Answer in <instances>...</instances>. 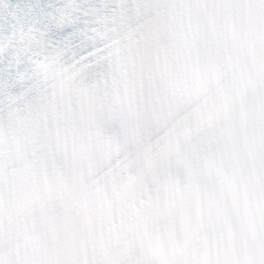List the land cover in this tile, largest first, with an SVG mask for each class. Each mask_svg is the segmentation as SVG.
Listing matches in <instances>:
<instances>
[{"label": "snow or ice", "instance_id": "1", "mask_svg": "<svg viewBox=\"0 0 264 264\" xmlns=\"http://www.w3.org/2000/svg\"><path fill=\"white\" fill-rule=\"evenodd\" d=\"M0 264H264V0H0Z\"/></svg>", "mask_w": 264, "mask_h": 264}]
</instances>
